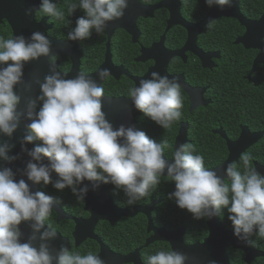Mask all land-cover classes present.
Returning <instances> with one entry per match:
<instances>
[{"label": "clouds", "instance_id": "obj_1", "mask_svg": "<svg viewBox=\"0 0 264 264\" xmlns=\"http://www.w3.org/2000/svg\"><path fill=\"white\" fill-rule=\"evenodd\" d=\"M209 7H232L233 0H205ZM129 0H79L70 3L67 12L73 15L77 9L84 12L76 20V27L68 34V41L89 39L92 31L101 34L108 22L122 19ZM34 9L28 8L31 16ZM39 11L47 16L64 20V12L52 0H42ZM211 27V22H209ZM48 57L49 74L40 85L42 95L29 98L24 110H19L22 96L14 90L23 80L25 63ZM0 132L12 137L20 126L26 125V134L21 143L26 145L39 140L27 152L32 158L27 163L24 175L33 184H53L57 190L71 188L78 200H84L89 188L79 187L85 180L93 182L96 189L103 184L122 188L129 205L145 198L155 189L167 172L169 181H174L176 191L169 194L181 209H187L196 219L212 218L227 208L231 215L235 236L251 246L250 237L258 234L264 238V175L252 167V156L240 157L242 170L236 163L228 164L224 176L205 168L204 157L192 144H181L174 153V161L165 159L167 140L156 143L134 126L120 125L114 130L106 118L104 88L96 78L79 72L74 78H65L67 73L58 70L52 42L40 31L29 38L16 35L5 39L0 36ZM107 68L96 75L103 81L110 75ZM31 84L25 89L31 91ZM135 108L150 117L164 129L181 119L183 98L181 85L176 80L153 72L151 78L142 79L139 86L129 90ZM43 106L37 112V101ZM121 140L123 141L121 143ZM14 147L0 142V159L9 163L18 156H9ZM50 164L44 163V158ZM38 161L39 163L33 162ZM52 172L59 176L53 183ZM225 178L231 181L225 182ZM57 201L42 191L33 192L24 179L18 182L11 168H0V264H105V261L89 252L87 255L73 253L62 245L58 251L49 242L57 238L50 225L45 228ZM30 222L32 234L22 243L20 225ZM39 241V246L34 242ZM189 256L176 250L159 251L147 258V264H186ZM195 264V262H194ZM216 264V261H209Z\"/></svg>", "mask_w": 264, "mask_h": 264}, {"label": "flooded vegetation", "instance_id": "obj_2", "mask_svg": "<svg viewBox=\"0 0 264 264\" xmlns=\"http://www.w3.org/2000/svg\"><path fill=\"white\" fill-rule=\"evenodd\" d=\"M67 1L65 3L66 1L63 0H52L64 12L63 21L47 16L39 9L34 11V22L31 24L28 18L24 19L23 16L21 18L18 13H10L9 20L2 17L0 19V36L7 39L22 34L29 38L30 30L32 33L44 31L51 39L68 42V34L75 29L76 20L85 14L82 10L77 9L73 15H70L67 12V6L70 3L78 4L79 0ZM167 2L170 8L165 6ZM238 2L240 13L248 20H258L264 14L263 5V12L260 16L251 19L242 10V0H238ZM214 8L215 13L222 12L219 6L209 7L205 0H136V3L129 0V6L122 19L108 22L107 28L101 34H97L93 30L89 39L70 41V48L74 52L75 59L79 60V72L90 76L104 68L110 70L111 74L103 81L99 80L98 83H101L104 88V96L111 98L130 99L129 90L136 87L133 78L140 80L157 64H166L167 74L156 71L161 76H167L170 80L180 83L183 98L181 119L174 122L171 128L164 129L140 111L135 118L137 130L144 131L158 144L167 140L169 146L165 148L164 154L165 159L168 160L174 158L178 139L182 141L181 144L194 145L197 149L196 154L204 157L205 168L208 170L219 168V174L224 176L223 170L227 167L225 163L231 154L229 145L239 141L241 135H243L242 141L247 144L254 139L250 137V133H263L261 138L240 153L237 161L231 163H236L238 169L242 170L240 157L247 153L252 156L254 169L264 167V163L254 159L253 154L256 153L252 152V148L264 140V129H259V121L254 122L253 117H249L252 110L250 106H253L254 92L257 91L258 97L262 96L259 89H254V86L257 85L260 77L264 80V36L263 49L254 47L252 42H237V39L246 33L247 28L234 17H219L220 15L209 21L211 27L208 26L209 23L205 24L202 29L192 27L206 18ZM148 9H151V12H148ZM177 10L181 19L189 24L188 28L178 23L168 28L171 14H176ZM11 11L19 12L18 9ZM229 19L237 21L240 30L238 29L237 35L230 45L224 47L220 39L218 41L214 39L213 32L214 29H220V24ZM125 27L132 29L129 28V31ZM151 48L152 50L149 52L148 50ZM256 60L258 62L254 67ZM55 61L58 70L67 74L77 64L67 54L61 52L55 55ZM6 66L0 64V68ZM227 68L231 69L230 73ZM23 71L25 76L29 71V65L25 64ZM27 78L29 79V77ZM26 83L28 84V80ZM14 90L16 91V87ZM226 111L227 114H230L222 119L221 113ZM241 118L246 122L239 121ZM226 119L230 120L226 122ZM244 129L246 131H243ZM162 182L170 184V193L176 191L175 182L169 181L167 176L161 178ZM225 182L231 183L227 178H225ZM40 184L38 185L39 191H41ZM160 188L155 189L159 190ZM122 193H124L123 189L116 186L110 193L117 209L133 211L136 207H147L154 203L150 217L138 213L133 216H121L117 219L115 217L113 223L111 220L99 221L94 228V235L100 241L81 237V241L77 244L73 235L76 225L74 220H86L91 213L85 209V199L74 198L67 203L63 202L65 206L58 201L56 203L64 214L70 216L69 219L59 220L57 212L53 210L54 216L51 214L45 225H50L61 237L68 239L70 251L73 253L87 255L91 252L93 255H98L102 246L120 256H126L139 250L138 257L141 264H145L141 254L143 248L150 247L151 256L161 250L164 251L163 244L168 246L165 251L173 250L172 244L165 240L156 239L146 245L147 241L155 235L153 231H148L149 220L152 221L155 228L163 229L166 232H176L182 229V241L188 251L193 246L202 245L210 235L207 217L196 219L187 209H182L185 224L169 230L155 224L153 219L156 208L163 203L162 198L151 201H146V198H143L135 204L129 205L127 199L122 198ZM171 203L178 206L175 198L171 199ZM140 215L146 218L145 243L141 247L135 246L132 250H124L123 245L127 239L131 241L130 245H133V242L137 243V229H140L137 218ZM230 215L227 208H222L221 213L216 216L218 228L216 227L215 231L219 234L214 235V246L215 253H219V256H210L207 261L204 259L206 264H209L212 257L214 259L210 261H216V264H222L225 261L226 264H264V238L254 234L249 238L252 242L250 246L249 243L239 240L234 233L231 236L223 234L222 229L225 231L224 233L234 232L232 222L228 218ZM100 226L102 233L101 229H98ZM106 255H108L104 257L106 264H121L113 254L106 252ZM192 257H194L192 263L194 264L195 260L199 261L200 254H195V256L192 254ZM136 258L137 255L134 256V259ZM195 264L200 263L195 262Z\"/></svg>", "mask_w": 264, "mask_h": 264}, {"label": "water", "instance_id": "obj_3", "mask_svg": "<svg viewBox=\"0 0 264 264\" xmlns=\"http://www.w3.org/2000/svg\"><path fill=\"white\" fill-rule=\"evenodd\" d=\"M133 2L136 3V0H133ZM41 3H42V0H0V19L3 17L9 20L10 13L12 14L18 13V15L21 18L22 16L24 17V19L25 17L28 18L31 24L32 22H34L33 14L31 16L26 15V10L28 8H33L35 11L36 9L40 8ZM178 4H179V1H178ZM238 4H239L238 0H233V6L232 7L226 6L224 8H221V11H222L221 13L220 12L215 13V8H214V10L206 18H204L199 24L192 25V27H196L197 29L198 28L202 29V27L205 24L209 23V21L218 17L217 15H220L219 17L221 16L234 17L238 19L239 22L247 28L246 33L242 37L237 39V42H243V43L252 42L254 44V47H258V48L260 47L261 49H263L262 42H263V36H264V14L258 20H248L244 18L243 15L240 13ZM165 6L167 8L168 7L170 8L168 2L166 3ZM12 9H18L19 12L11 11ZM148 12H151V9H148ZM177 23L181 25H185L187 28H188L187 25H189L181 19L180 13L178 10L176 14H171V18L168 22V25H169L168 28H170L173 24H177ZM125 28L129 31L130 29H132L130 27H129L130 29L128 27H125ZM42 33L46 35L44 31H42ZM31 34H32V31L30 30V36ZM48 39L52 42V54L56 55L60 52L65 53L74 62H77L76 65L74 64L75 66L72 68L71 72H69L67 76L65 77V78H74L79 73V67H78L79 60L75 59L74 52H72L73 50L70 48V41L68 42L57 41L55 39H51L50 37H48ZM151 50L152 48L149 49L148 51L151 52ZM257 62L258 60L255 61L254 67L256 66ZM25 64L29 65V71L24 76L23 80L25 81V84H27L26 81L28 80V84H31L32 87H31V91H27L25 89V84H19L15 86L17 94L22 96L21 103L18 106L19 110H24L26 108V103L29 98H36L42 95L40 85L37 84L35 81L38 79L41 82H43L44 77L49 74V67H50L48 64V57H41L38 61L34 60V61H31ZM39 65H41V67H39ZM165 65L166 64H163V65L157 64L156 67L151 69L147 74H145L142 78H140V80L133 78V80L136 82V86L142 79L151 78V74L153 72L162 71L166 73ZM97 73L90 75V77L96 78L98 82L99 79L96 75ZM26 77H29V79L28 78L26 79ZM187 91L189 92V89H187ZM103 103H104L103 110L106 113V118L113 125L114 130H118L120 125H124L125 127L134 126L137 129L135 118L139 114L140 111L135 108V105L131 98L130 99L111 98V97L104 96ZM42 106H43V101L38 100L36 111L38 112L40 108H42ZM29 123H31L30 120L26 118H22L19 128L17 129V131L13 134L11 138L4 135L2 132H0V142H5L10 145H14V147L9 151L8 155L19 157L17 160L11 163L0 159V168H3V167L11 168L13 172L15 173V179L17 182L20 179H24L27 183H29L31 190L33 192H36V191H39L38 190L39 184H33L31 181H28L27 176L24 175V170L26 169L27 163L31 161L32 158L28 155L27 152L23 151V148L26 147L29 151H31L36 147L35 142L28 143L26 145H22L21 143L27 131L26 125ZM243 131H246V129H244ZM250 135H251L250 137L254 139L247 144H244V142L242 141L243 135H241V138L239 141L235 143H231L229 145L231 154L225 164L228 165V164H231L232 161H237L240 153L245 151V149L249 145H251L252 143H255L259 138H261L263 133H255V134L250 133ZM122 142L123 141L121 140V143ZM181 143L182 141L178 139L175 145V149H177L181 145ZM173 161H174V158L172 160H169V162H173ZM33 162L39 163L38 161H33ZM44 163L50 164V161L45 157ZM213 170L217 171L218 173L220 172L219 168H216ZM256 170L264 174V167L258 168V169L256 168ZM164 176H167V172H165ZM58 178H59L58 174H56L55 172H52V179L57 180ZM97 183H99L100 186L96 189H93L92 187L93 182H90L87 180H85L83 184L79 185V187H84L85 185H87L89 188V191L87 195L85 196V200H86L85 209L88 210L91 213V215L86 220H82V219L74 220L76 225H75V231L73 235L77 241V244H79V242L81 241L82 239L81 237H85V239L93 238L95 240L100 241L94 235V228L99 221L111 220V222L113 223L115 217L117 219L121 216H133L138 213H142L150 217V213L155 205L153 203L147 207H136L134 208L133 211H130L128 209H117L115 205L113 204V201L110 196V193L114 189L115 185L112 183H109V184H103L102 182H97ZM174 188L176 189V186ZM53 210L57 212L59 220L63 218H67V219L70 218L69 215L64 214L63 210H61L57 204L54 205ZM208 225L210 227L209 237L205 240V242L202 245L193 246L190 248L191 250L188 251V249L184 246L183 241H182V233H183L182 229L176 232H166L163 229L155 228L152 224V221L149 220L148 231H153L155 235L147 241L146 245H148V243L156 239L169 241L172 244L173 250L183 252L189 256V260L186 262V264L193 263L194 257H192V254L194 256L195 254H200L199 261L195 260V262L200 263V264L204 262L206 264L207 262H205L204 259L207 261L210 256H215V255L219 256V253H215L216 250L214 246V242H215L214 235L219 234L218 232L215 231V228L216 227L218 228V222L216 221V216L212 218H208ZM45 228H47L46 225H45ZM20 229L23 233V236L21 237V242L22 243L28 242V238L32 234L30 222H23L20 225ZM221 231L226 236H231L234 233V232L224 233L225 231H223V229ZM39 243H40L39 241L34 242V246L38 247ZM49 244H50V247L54 250V253L55 251H58L62 245H65L70 249L68 239L61 237L59 233H57V238L53 241H50ZM106 252L113 254V256L121 264L123 263L141 264L139 257H138L139 250H136L134 253L128 254L126 256H120V255H116L112 253L105 246H102L100 253L97 256L101 257L104 260V257L108 256L106 255ZM135 255H137L136 259H134ZM212 259H214V257H212L210 260ZM222 264H226V261L225 263L223 262Z\"/></svg>", "mask_w": 264, "mask_h": 264}, {"label": "trees", "instance_id": "obj_4", "mask_svg": "<svg viewBox=\"0 0 264 264\" xmlns=\"http://www.w3.org/2000/svg\"><path fill=\"white\" fill-rule=\"evenodd\" d=\"M63 1H66L65 3L68 2L67 0H63ZM69 2H72V0H69ZM263 5H264V0H242L241 6H242L243 12L249 18L256 19L263 12ZM220 26H221L220 29H214L215 30L213 32L214 39L216 41L220 39L224 47L229 46L230 42H232L235 39L238 29L240 30V27L238 26V22L233 19H229V20H226L224 23L220 24ZM227 71H229L230 73L231 69L227 68ZM254 89H259V92L262 94V96L258 97L257 91L254 92L255 95L252 100L253 106H250L252 110L249 113V117H253L254 122L259 121V129H264V80L261 77L259 78L257 85L254 86ZM228 114H227V111L224 113H221L222 119H224V117L227 116ZM229 120L230 119H226V122ZM239 121L246 122L242 118ZM35 143H36V146H42V142L39 140L35 141ZM252 149H253L252 152L256 153V154H253L254 159L258 162L264 163V140L258 146H255ZM53 183H55V181H53ZM158 187H161V188L159 190L157 189L151 190L149 194L145 197L146 201H151L156 198L163 199V203L158 205L155 212L153 213V219H154L155 224H157L158 226H164L166 229H169V230L176 229L180 226H183L185 223L183 219L182 209L176 206L174 203H171V199H169L170 184L162 182L156 188ZM40 190L44 192L46 195L52 196L53 198H55L56 201L62 204L63 202L67 203L69 201H72L74 198H77V196L73 194L71 188L57 190L53 186V184L44 185L43 183H41ZM122 198L128 199L127 196L125 195V192L122 193ZM137 219H138V225L140 226V229L139 230L137 229V243L133 242V245H130L131 241L127 239L124 242V245L122 244L124 246V250H127V251L132 250L135 246L141 247L145 243V237L147 236L145 232L146 218L143 215H140ZM52 224L54 225V223ZM68 224L71 225L70 222H68ZM98 229L99 230L101 229V233H102V227L100 226ZM163 248H164V251L168 249L167 244H163ZM150 253H151L150 247L142 249L141 254H142L143 263L147 264V258L151 256Z\"/></svg>", "mask_w": 264, "mask_h": 264}]
</instances>
